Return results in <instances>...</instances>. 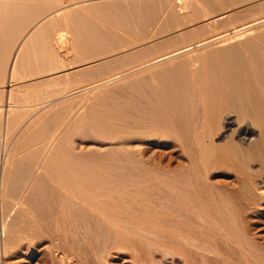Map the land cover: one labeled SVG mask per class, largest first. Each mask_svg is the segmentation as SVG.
I'll use <instances>...</instances> for the list:
<instances>
[{"label": "bare ground", "instance_id": "6f19581e", "mask_svg": "<svg viewBox=\"0 0 264 264\" xmlns=\"http://www.w3.org/2000/svg\"><path fill=\"white\" fill-rule=\"evenodd\" d=\"M172 1L0 0V256L24 238L44 244L41 258L51 264H97L105 255L130 264H264V246L233 207L236 196L261 216L254 205L264 194V0ZM197 2L206 7H191ZM97 10L112 20L106 26L123 27L94 30V16L84 13ZM81 51L96 54L78 67ZM165 59L171 64L153 69ZM90 63L103 74L85 82ZM40 75L53 94L83 84L96 93L95 112L85 107L95 124L84 116L93 131L71 121L85 126L76 131L91 142L87 150L69 148L65 137L52 148L54 128L27 136L32 122L21 123L15 102L29 85L16 82ZM158 135L173 140L190 169L153 167ZM38 138L46 144L26 151ZM218 163L235 167L237 195L224 197L206 179Z\"/></svg>", "mask_w": 264, "mask_h": 264}, {"label": "rangeland", "instance_id": "374dc122", "mask_svg": "<svg viewBox=\"0 0 264 264\" xmlns=\"http://www.w3.org/2000/svg\"><path fill=\"white\" fill-rule=\"evenodd\" d=\"M76 1H82L83 2V0H76ZM85 2H87V3H95L97 0H84ZM99 1H101L102 2V0H98L96 3H98ZM107 2V1H111V0H103V2ZM121 1V0H120ZM172 1V0H171ZM174 1H172L171 3H173ZM203 2V1H202ZM205 2V1H204ZM195 5H197V6H205L206 7V5L204 4V3H200V2H197V3H193V5L191 6V7H193V6H195ZM107 10H109V9H107ZM106 10V11H107ZM102 11V10H101ZM101 11H99L98 12V10L97 11H92L93 13H94V15H93V13L91 12V11H89V12H85L84 14H86V16L88 15L89 17H93V20H91L92 21V23L91 24H93V29L95 30H100V32L101 31H103L105 28V30L106 31H110V29H112V28H115V29H118V26H117V24H119L120 25V21H116L117 22V24H114V25H116V26H112V23H108V25L106 26V24H107V21L108 22H110V21H112L111 19H109L108 20V18L107 17H103V16H107V14H105L104 12V14L101 12ZM95 12H96V15H95ZM108 12V14L110 15V12L109 11H107ZM99 14V15H98ZM101 14H103L102 16H101ZM108 15V16H109ZM92 17H91V19H92ZM100 17V18H99ZM95 18V19H94ZM96 18L98 19V20H96ZM101 18H102V20H101ZM107 18V19H106ZM105 19V20H104ZM167 19V18H166ZM95 20L97 21V22H95ZM107 20V21H106ZM164 21H167V20H165L164 19ZM169 21H170V19H169ZM95 22V23H94ZM102 22H104V23H102ZM106 22V23H105ZM115 22V23H116ZM125 22H123V21H121V25H120V27L122 26L123 27V24H124ZM97 27L98 26V28H96L95 26ZM104 26H106V27H104ZM95 27V28H94ZM103 27V28H102ZM119 27V28H120ZM170 28V27H169ZM92 29V30H93ZM82 30V29H81ZM81 30H79V31H81ZM83 31V30H82ZM81 31V32H82ZM119 32H121V31H119ZM118 32V33H119ZM123 33V36H126V37H123V38H128L127 36V34H125L124 32H122ZM122 33H120V36L122 35ZM136 35V34H135ZM139 35V34H138ZM137 36V35H136ZM12 38V37H11ZM217 41H218V39H216ZM215 40V41H216ZM109 47V46H108ZM127 49V48H126ZM154 50V52H157L158 50V46H156L155 48H153ZM155 49L157 50V51H155ZM160 49V48H159ZM122 50H124V48H122ZM85 52V51H84ZM90 52V51H89ZM153 52V54L155 55V53ZM94 52H91V54L94 56L96 53H94ZM157 53H159V51L157 52ZM87 54V55H86ZM91 54H89V53H83V51H81V52H79L78 54L76 53V55H77V59H78V61H77V63H76V65L75 66H80L81 67V65H84V64H86L87 62H89V59H86V58H88L87 56H91ZM149 54H151L152 55V52L150 51V53ZM148 54V55H149ZM34 54H32L31 56H33ZM141 56H143V54L141 55V54H139V56H138V58H142ZM152 57V56H151ZM150 57V58H151ZM162 58V57H161ZM86 59V60H85ZM96 59V58H95ZM97 59H100V58H97ZM86 62H85V61ZM88 60V61H87ZM134 60H136V59H134ZM167 60L169 61V64H171V60H169V59H165V60H162L163 62L165 61V63H162V61H161V65H159V64H157L156 65V68H153V66H152V68L153 69H155L156 71H158V69H160V68H163V67H165V64L168 66V62H167ZM80 61H82V62H80ZM173 61V60H172ZM131 62H133V61H131ZM130 62V63H131ZM97 63H100V61H98ZM130 64L129 62H121V61H115V62H113V63H111L110 65H112V66H118V65H116V64H121V65H125V64ZM137 63V62H136ZM172 63H174V62H172ZM113 64H115V65H113ZM138 64V63H137ZM133 65V64H132ZM164 65V66H163ZM111 66V67H112ZM130 66V65H129ZM155 67V66H154ZM80 69V68H79ZM82 69H84L83 67H82ZM114 69V68H113ZM77 71H78V69H77ZM100 74H103V72L102 73H98V75L100 76ZM34 78V79H33ZM43 78L44 77H42L41 78V75L40 76H35V77H31V78H25V79H23L22 80V82H16V84L17 85H29V86H27V88H25L24 86H22L21 88H19L21 91H23V92H19V95H20V97H19V99H17L16 100V102H15V105H17L18 106V108H17V111H19L20 110V112H22L21 114L23 115V116H21V123H22V121L25 119V120H27V119H29V120H27V125L28 124H31V123H29V122H32V124H31V127L33 128V130L32 129H29V130H31V131H29V132H31V133H27L28 135L27 136H31L30 134H34L33 132L35 131L34 129H37V132H39L38 131V128H41L42 129V131L44 130V128L46 129V131L49 129V131L51 132L52 131V133L54 132V129H55V132L57 133L56 135L58 136V137H56L57 139H55V142L51 145V147L52 146H54L55 147V145H56V143L58 144V139H60V140H64V139H62V138H64L65 137V139L66 140H64V141H66L67 142V146L69 147V148H73V150H75L76 152L77 151H79V150H87L89 147H90V141L89 140H85V138H83V140L81 139V134H80V132H77L78 131V129L79 128H85V126L84 125H76V123H71V121L73 122H77V120H76V118L77 119H81L82 121H85L84 120V118L86 117H88L87 119H89V118H91V120H90V123H94L95 124V118H93V115L91 114L93 111H94V107H93V104L95 103L96 104V100L93 102V97H94V99H95V96H96V93L94 94L95 96H93V95H90V94H88L86 91H88V89H89V87H88V84H83L79 89V91L78 92H75L73 95H71V94H69L68 92V95H70V98L69 99H66V101L65 100H60V99H57V98H59L60 96H62V95H64V94H56V93H52V92H50V90H49V86H45L44 84H43V82H42V80H43ZM82 80H83V78H81ZM21 81V80H20ZM27 81V82H26ZM23 82H24V84H23ZM83 82V81H82ZM21 83V84H20ZM114 84H115V86H114ZM4 85H8V83H5ZM15 85V84H14ZM74 85H77V84H74ZM6 86H5V88L4 89H7L6 88ZM62 85H59V87H61ZM73 86V84L70 86V87H72ZM116 86H117V83H113V84H111V89L114 91L115 89H117L116 88ZM8 87V86H7ZM10 88H11V86H9ZM115 88V89H114ZM25 89H27V91H25L24 92V90ZM110 89V90H111ZM111 90V91H112ZM66 93V94H67ZM66 96V95H65ZM83 96V97H82ZM87 96V97H86ZM91 96V97H90ZM93 96V97H92ZM92 98V99H90V98ZM23 98V99H22ZM55 98V99H54ZM83 98V99H82ZM86 98V99H85ZM90 99V100H87V99ZM85 100H87L86 102H84ZM62 102V103H61ZM64 102V103H63ZM66 102V103H65ZM72 102V103H71ZM3 103V102H2ZM57 103V104H56ZM85 103V104H84ZM14 104V103H13ZM91 104V106L93 107V109H91V111H90V113L89 112H87V110H90L89 108H91V106H89ZM77 105V106H76ZM52 109H51V108ZM74 107H76V108H74ZM87 108V110H86V108ZM56 108V109H55ZM59 108V109H58ZM85 108V109H84ZM55 109V110H54ZM57 109H58V111H57ZM52 110V111H51ZM64 110V111H63ZM34 111H36V112H34ZM45 111V112H44ZM61 111V112H60ZM75 111H77L76 113H75ZM19 112V113H20ZM34 112V113H33ZM57 112H59V114L57 113ZM71 112V113H70ZM95 112V111H94ZM93 112V113H94ZM88 113L90 114V116L91 117H89V115H88ZM32 114H33V116H32ZM43 114V115H42ZM53 114H54V117H53ZM62 114V115H61ZM84 114V115H83ZM30 115V116H29ZM56 115V116H55ZM60 115V116H59ZM66 115H68V117H66ZM73 115H75V116H73ZM78 115V116H77ZM81 115V116H80ZM86 115V116H85ZM88 115V116H87ZM94 115H96V114H94ZM39 116V117H38ZM40 116H41V118H43V119H41L40 118ZM66 117V119H65V117ZM83 116V117H82ZM85 116V117H84ZM27 117V118H26ZM29 117V118H28ZM32 117V118H31ZM53 117V118H52ZM57 117L59 118V119H57ZM71 117V118H70ZM94 117H96V116H94ZM2 118H3V116H2ZM31 118V119H30ZM48 118H49V122H48ZM51 118L56 122V124L54 123L53 124V121L51 122ZM71 119V120H69V119ZM83 118V119H82ZM85 118V119H86ZM57 119V120H56ZM65 119V120H64ZM86 119V120H87ZM46 120V121H45ZM94 120V121H93ZM64 121L66 122H68V124L66 125V123H64ZM1 122H2V120H1ZM45 122H47V123H45ZM86 122V121H85ZM51 123V124H50ZM87 123V122H86ZM88 123H89V121H88ZM87 123V125H86V127L88 126V125H90V126H88L87 128H89V127H91L90 128V132H92L93 130H92V124H88ZM2 124H4V123H0V128H1V130L3 131V128H5V127H3V126H5V124L4 125H2ZM49 124H50V126H49ZM62 124H65V125H63V127L65 128V129H63V131L62 132H60V128L62 129ZM30 126V125H29ZM41 126V127H40ZM47 126V127H46ZM59 126H60V128H59ZM84 126V127H83ZM73 127V128H72ZM75 127H77V128H75ZM54 128V129H53ZM94 128V127H93ZM59 130V132L61 133L60 135H59V133H58V130ZM71 129H74V131L75 132H73L72 133V130ZM76 129H77V131H76ZM65 130H69V132H65ZM48 131V133H47V135L46 136H50L51 135V133ZM71 131V132H70ZM41 132V131H40ZM54 132V133H55ZM42 133H44V131L42 132ZM68 133H70V134H68ZM37 134V133H36ZM68 134V135H67ZM93 134V133H92ZM43 135H45V133L43 134ZM67 137H66V136ZM33 136V135H32ZM43 137V136H42ZM156 137V136H155ZM154 137V138H155ZM47 137H44V139H46ZM154 138H152V140H154ZM157 138L158 139H156V140H154V142L152 141V144H151V146H150V148L151 149H153L152 151H153V159H152V165H155V166H153L154 168H157L158 166V169H161V167H162V169L163 170H167V169H169V171L171 170V171H173V170H179V168H180V170H181V168H182V170H185V169H183L184 167L185 168H188V169H190L189 167H190V165H188L189 164V161H188V158L186 157V155L185 154H183V152L181 151V149L179 148V147H176V146H173L172 144V142H173V140H171V138L169 139V137H167V139L166 138H164V137H162V136H160V135H158L157 136ZM40 139H42V138H40ZM39 138H38V140H34V142H32L31 144H33V145H31L30 146V148L29 149H27L26 151H31V150H38L39 149V146H42V144H46V142H45V140L44 139H42V140H40ZM48 140V139H47ZM46 140V141H47ZM56 140H58L57 142H56ZM63 141V142H64ZM223 141V140H222ZM221 140H217L216 142H222ZM48 142V141H47ZM62 142V141H61ZM62 142V144H65L66 145V143H63ZM55 144V145H54ZM62 144H58V145H62ZM57 146V145H56ZM53 148V147H52ZM52 148H51V150H52ZM176 148V149H175ZM178 148V149H177ZM50 150V148H49V151H51ZM25 151V152H26ZM48 150L46 151V154H47V156H48V152H49ZM54 151V150H53ZM53 151H51V152H53ZM61 152V151H60ZM45 154V153H44ZM46 154H45V157L43 158V160L46 162V161H48V157L46 156ZM50 154V153H49ZM50 156H52V153L50 154ZM50 158V157H49ZM155 162H154V161ZM187 161V162H186ZM154 162V163H153ZM186 165L188 166V167H186ZM183 166V167H182ZM210 167V166H209ZM207 169V168H206ZM209 169V168H208ZM207 171V170H206ZM205 174V173H204ZM192 175V174H191ZM191 177H195V176H191ZM205 177H206V179L210 182V183H212V184H214V186L216 187V186H218L217 188H218V190L220 191V192H222V194H223V192L224 191H226V192H229V193H232V194H234L235 192H238V190L237 189H239V187H240V184H239V179L237 180V177L239 178V175L237 174V172H236V170H235V167L231 164V163H218V164H216L215 166H214V164H213V166L211 165V167H210V169L207 171V174L205 175ZM193 179V178H192ZM238 182V183H237ZM238 184V185H237ZM226 185V187L224 188L225 190H223L222 188H223V186H225ZM222 189V190H221ZM228 190V191H227ZM230 190V191H229ZM234 190H235V192H234ZM215 193H217L216 192V190L214 191ZM226 192H224V197H225V194L227 195V197H229L228 196V193H226ZM231 194V195H232ZM236 195L238 194V193H235ZM15 196L16 195H14L13 196V194H11V197L13 198H15ZM20 196V195H19ZM235 196V195H234ZM263 196V201H261V202H259V204H261V205H254L255 206V208L257 207V206H260V207H257L256 209H259V211H260V213H261V216H254L253 215V213H252V208H253V206L252 205H250V204H246V203H243V205L245 204V206H246V208H245V206H244V208H243V205L241 204L240 205V207L238 206V204L240 203L238 200H236L235 198H236V196H235V198L233 197V199L237 202H234L233 201V199H232V201H233V207H234V209H239V215H240V219H242V220H244V221H242V222H240V223H242L243 224V222H245L244 224H246L245 225V227L243 226V225H241V226H243V228L244 229H246V231H248L247 233L253 238V239H255V241L256 242H258V243H260V244H262L263 246H264V194L262 195ZM18 196H16V198H17ZM239 196H237V198H238ZM11 198V199H12ZM13 198V199H14ZM230 200V199H229ZM232 201L230 200V204L229 205H231L232 204ZM239 202V203H238ZM234 204H236V205H234ZM247 205L250 207H247ZM242 206V207H241ZM241 208V209H240ZM247 208H249V209H247ZM243 209H245V210H243ZM251 209V210H250ZM248 210L249 211H251V213L250 212H248ZM246 212V213H245ZM246 219V220H245ZM255 219V220H254ZM240 225V224H239ZM249 225V226H248ZM240 226V227H241ZM247 227V228H246ZM0 231H1V226H0ZM251 231V232H250ZM23 234V233H22ZM25 236V235H24ZM0 251H1V247H2V242H3V236H2V233L0 232ZM23 237V236H22ZM22 237H21V240H22ZM23 240H25L24 238H23ZM22 240V241H23ZM22 241H18V242H16V244H22V243H24V244H22L23 245V247H22V245H21V248H20V244H19V247L18 246H16L15 247V245L13 246H11L10 248L12 249V251H11V249H9V251L6 253V258H4V256H0V260L3 262L5 259H7V260H9L8 262H7V260H5L3 263H6V264H13L14 262V264H35L36 262L35 261H37L39 264H47V263H49V264H51V262H50V260H48V252H46L45 253V250H44V248H42V247H44L43 245L44 244H38L37 243V245L35 244V245H33L32 247L31 246H29V245H31L30 243H29V241L26 239L25 240V242H22ZM28 246V247H27ZM39 246V247H38ZM42 246V247H41ZM30 247V249H28ZM28 250H27V249ZM31 248H32V250L33 251H35L34 253H33V256H35L34 257V259L32 260V262H27V263H25L26 261H25V256H28V251L29 250H31ZM42 248V249H41ZM26 249V250H25ZM17 250H19V251H17ZM21 250V251H20ZM15 251H16V255L14 254L15 253ZM22 251H24V252H22ZM41 251H42V253H44V254H47V255H45V256H47L46 258H47V262L45 261L46 259H45V257L42 259L41 257H42V253H41ZM12 252H14L13 254H10V253H12ZM38 252V253H37ZM12 255V256H11ZM14 256V257H13ZM50 256V255H49ZM12 257H13V259H12ZM22 257V258H21ZM12 259V260H11ZM23 259V260H22ZM17 260H19V261H17ZM20 260H21V262H20ZM35 260V261H34ZM40 260V261H39ZM43 261V262H42ZM92 262H90V260H89V262L90 263H92V264H96V261L94 260H91ZM18 262V263H17ZM168 262H170V261H168ZM37 263V264H38ZM89 263V264H90ZM97 264H130L129 262H123L121 259H118V258H110V257H108V255H105V258H103V259H100V260H97Z\"/></svg>", "mask_w": 264, "mask_h": 264}, {"label": "crops", "instance_id": "0c3cea01", "mask_svg": "<svg viewBox=\"0 0 264 264\" xmlns=\"http://www.w3.org/2000/svg\"><path fill=\"white\" fill-rule=\"evenodd\" d=\"M87 65V64H86ZM93 65L90 63V66H89V71H85L84 74H81V78L84 79L85 82H88L87 80H89V78L93 77L94 78V75H98L97 73L95 74L96 70H92L93 69ZM87 69V68H86ZM92 78V79H93ZM91 79V80H92ZM94 80V79H93ZM95 80H97V76L95 78ZM74 94V93H73ZM71 94V95H73ZM66 95V96H65ZM70 98V95L68 94H64L62 96H60L59 98L57 99H60V100H66V99H69ZM55 99V98H54Z\"/></svg>", "mask_w": 264, "mask_h": 264}]
</instances>
